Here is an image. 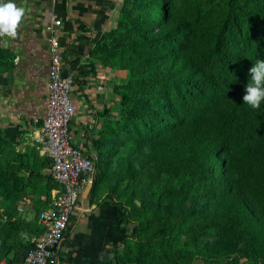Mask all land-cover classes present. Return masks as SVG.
Returning a JSON list of instances; mask_svg holds the SVG:
<instances>
[{"label": "rangeland", "instance_id": "rangeland-1", "mask_svg": "<svg viewBox=\"0 0 264 264\" xmlns=\"http://www.w3.org/2000/svg\"><path fill=\"white\" fill-rule=\"evenodd\" d=\"M154 1H164L165 19L153 13ZM228 1L120 0L111 28L101 37L96 58L110 72L114 105L109 113L111 134L105 139L104 160L101 167L95 164L88 178L97 182L103 201L114 202L125 214L124 231L112 249V264L138 259L142 264H215L225 260H217L202 248L203 232L195 229L188 208L198 202L206 187H196L190 157L171 148L161 128L173 123L169 98L174 94L168 87L178 79L164 62L180 65L181 48L192 41L201 24L213 19L227 22L226 35H231L237 46L246 40V15L229 10ZM177 24L185 33L164 43L169 28ZM236 28L243 36L235 34ZM174 40L176 47L170 50L168 45ZM239 59L243 55L235 51L231 60ZM8 62L0 56V72ZM179 80L178 93L184 82ZM247 106L242 98L237 101L241 113ZM234 129L228 127L232 145L239 142L232 134ZM230 146L220 153L225 154ZM212 165L216 166L214 157ZM48 172L49 165L34 149L20 148L0 125V260L16 244L1 228L4 217H16L23 194L38 209L47 206L51 198ZM172 192L178 193L182 206L168 204ZM229 264L252 263L236 256Z\"/></svg>", "mask_w": 264, "mask_h": 264}, {"label": "trees", "instance_id": "trees-1", "mask_svg": "<svg viewBox=\"0 0 264 264\" xmlns=\"http://www.w3.org/2000/svg\"><path fill=\"white\" fill-rule=\"evenodd\" d=\"M155 3L153 13L165 19L164 1ZM227 5L229 10L236 9L246 15V40L237 46L234 38L226 35L227 22L213 19L201 24L192 41L181 48L180 65L164 62L166 67L174 69L178 79L168 87L174 94L169 98L173 123H167L161 131H166L165 138L171 148L190 157L196 187H206L198 202L188 208L194 215L195 229L203 232L204 252L217 260L225 257L224 262L215 264H229L236 256L252 264H264V101L259 108L247 106L244 113L237 108V101L250 82L249 69L257 60H264V0H242L241 5L238 0H229ZM182 33L185 29L180 24L171 26L164 43ZM235 34L243 36L240 28H236ZM168 46L174 50L176 40ZM235 51L241 52L242 60H231ZM181 78L183 89L178 93ZM204 96L207 97L203 99ZM183 98L185 101L180 102ZM176 111L184 114L175 116ZM230 125L234 126L232 134L239 141L234 145L229 141ZM229 146L231 149L225 154L220 153ZM39 157L50 169L51 160ZM212 157L216 166L212 165ZM48 178L52 190L56 184L49 175ZM98 190L94 181L90 193L96 196ZM195 193L198 195L197 188ZM177 203L182 206L178 193L172 192L168 204ZM118 220L125 224L123 212L118 213ZM1 228L16 242L4 256L14 263L21 261L31 247L24 235L33 238L43 232L37 217L34 221L25 220L17 213V207L16 217L13 220L4 217ZM111 254L112 250L106 252L104 264H112ZM129 263L142 264L139 259Z\"/></svg>", "mask_w": 264, "mask_h": 264}, {"label": "crops", "instance_id": "crops-1", "mask_svg": "<svg viewBox=\"0 0 264 264\" xmlns=\"http://www.w3.org/2000/svg\"><path fill=\"white\" fill-rule=\"evenodd\" d=\"M13 2L26 11L17 36L0 37V56L9 61L0 72V125L20 148L38 151L40 127L33 122L42 120L47 103L51 34L46 27L59 20L54 35L59 42L62 74L72 79L70 142L96 157L100 165L114 98L110 72L97 60L96 50L102 35L111 28L120 0ZM99 192L81 197L60 244L57 264H104L106 252L121 239L124 230L118 208L114 202L103 201L104 193ZM27 207L23 217L34 221L39 209L31 200Z\"/></svg>", "mask_w": 264, "mask_h": 264}, {"label": "built area", "instance_id": "built-area-1", "mask_svg": "<svg viewBox=\"0 0 264 264\" xmlns=\"http://www.w3.org/2000/svg\"><path fill=\"white\" fill-rule=\"evenodd\" d=\"M60 25L54 20L46 30L51 34L48 40L50 64L48 70L47 103L39 125L40 133L36 138L40 156L51 160L48 175L56 187L51 190L47 208L37 213V221L43 232L29 239L31 247L23 254L22 260L12 262L3 259L0 264H57L59 250L71 216L79 209L80 199L93 172L96 157L74 147L69 138V124L74 113L70 99L72 79L62 74L59 42L54 35ZM30 204L29 196L20 199L17 213L24 216Z\"/></svg>", "mask_w": 264, "mask_h": 264}, {"label": "clouds", "instance_id": "clouds-1", "mask_svg": "<svg viewBox=\"0 0 264 264\" xmlns=\"http://www.w3.org/2000/svg\"><path fill=\"white\" fill-rule=\"evenodd\" d=\"M25 11L24 7H18L13 0H0V37L15 38L17 36ZM249 72L251 78L245 85L243 103L252 108H259L264 101V60H257Z\"/></svg>", "mask_w": 264, "mask_h": 264}, {"label": "water", "instance_id": "water-1", "mask_svg": "<svg viewBox=\"0 0 264 264\" xmlns=\"http://www.w3.org/2000/svg\"><path fill=\"white\" fill-rule=\"evenodd\" d=\"M92 185H93V180L90 179L89 182H88V184H87V186H86V188H85V190H84V192H83V194H82V198L83 199H85L86 196H87V194L90 192V190L92 188Z\"/></svg>", "mask_w": 264, "mask_h": 264}]
</instances>
